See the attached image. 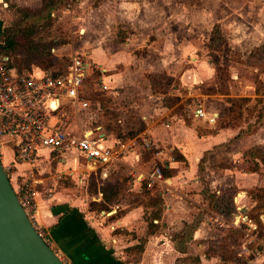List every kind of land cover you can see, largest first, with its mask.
<instances>
[{"label": "rangeland", "instance_id": "rangeland-1", "mask_svg": "<svg viewBox=\"0 0 264 264\" xmlns=\"http://www.w3.org/2000/svg\"><path fill=\"white\" fill-rule=\"evenodd\" d=\"M49 1L52 0H44V6L42 0L0 1V44L14 40L8 53L24 67L35 62V56L43 49L53 54L56 44L66 46L64 55L59 58L63 64L74 54L85 55L92 63L85 92L93 103L101 105L97 117L109 132L125 142L136 139L134 146L140 157L134 156L136 162L133 163L138 170L149 173L156 166L163 170L165 160L146 163L157 149L148 148L143 138L153 141L150 131L159 124L173 122L172 117H175L206 137L221 128L235 130L219 140L228 143L216 150L220 151L209 170L211 179L216 181L220 176L215 170V167L221 168L218 161L241 153L237 161L241 170L250 171L257 161L262 165L256 171V181L264 189V0H81L79 6L75 0H67L53 13L47 6ZM215 27L223 33L229 49L212 52L209 48ZM105 67L109 68L110 75L118 74L115 81L106 80L104 75L101 81L100 69ZM96 70L101 71L98 77L94 76ZM163 75L172 76L173 80ZM181 75H190V79L193 76L192 84L187 85ZM62 100L68 102L63 97ZM198 107L221 117L216 122L197 118L194 111ZM234 135L235 141L231 142ZM70 152L73 151H69L67 160L65 156L54 154L35 166H22V176L18 175L16 166L10 165L13 185L20 190L19 186L30 184L41 196L48 195L50 190H68L73 196L87 197L88 208L94 209L96 215L108 216L109 202L91 200L92 196H98L97 177L100 176H96L95 171L102 167H93L81 153ZM170 155L177 157V151ZM114 167L121 171L126 166L122 163ZM130 168L132 172L135 170ZM132 172H128L130 179L116 178V183L109 178L105 180L103 187L122 186L121 193L114 194L113 200H139L134 194L126 197L127 190L123 195L124 188L133 184ZM153 185L156 191L162 184ZM259 193L262 207L252 216L264 214V191ZM146 195L149 200L144 197V202L154 207L149 216L152 219L161 203H155L156 195ZM263 218L261 232L264 235ZM231 224L223 229V225L215 222L208 238L200 242L205 250L201 247L199 250L194 243L193 250L179 256L175 264H223L218 257H211L213 259L205 263L196 260L201 251H207L210 241L223 239L226 250L238 252L246 261L254 259L260 254L259 242H250L251 238L243 230L245 224L241 227ZM233 227L244 236L232 237ZM258 232V237L264 239L259 228ZM145 241L143 236L140 247L135 246L129 252H139ZM50 244L67 264H76L67 250L55 242Z\"/></svg>", "mask_w": 264, "mask_h": 264}, {"label": "crops", "instance_id": "crops-1", "mask_svg": "<svg viewBox=\"0 0 264 264\" xmlns=\"http://www.w3.org/2000/svg\"><path fill=\"white\" fill-rule=\"evenodd\" d=\"M52 1L54 3L53 13L62 2L67 0ZM75 2L76 6H79L81 0H75ZM41 5L44 6V0H42ZM65 48L66 46L62 44L54 45L52 49L54 56L61 58L64 55L63 51ZM116 58L114 57V59ZM31 69L42 68L33 65ZM100 70L102 71L101 81L103 75L105 79L107 78L106 80L111 82L117 79L115 75L118 74L110 75L109 68L105 67ZM189 77L190 75H181L180 78L187 85H190L194 77L191 76L192 79ZM197 77L200 76L197 75ZM93 106L97 107V109H93ZM100 108L101 105L98 102L93 103L90 115H81L79 119L86 124L89 120H92L90 122L101 124L106 136L105 144L111 146L123 139L109 132L107 127L99 121L97 116ZM172 120L174 121L167 124H159L150 131V138L153 140L151 141L153 143L151 149L156 148L157 150L146 163L165 160V166L171 172L169 177L165 176L166 180L160 183L162 185H159L156 191H154L155 185L152 186L149 181H147V185L144 183L149 173L141 172L133 163L136 162L134 156L140 157L136 146H133L118 162L95 166L97 168L102 167V170L98 171L97 169L95 171L96 176H100L97 177L99 182L98 196H92L91 200H96L97 202L104 201L102 187L105 185L107 178L115 183L117 182L116 178L119 180H124L126 177L130 179L128 177L129 170L132 172L130 167L135 168L132 172L134 178H131V180L133 179V184L124 188L123 195L127 190L126 197L134 194L139 197V200L133 202L129 200L127 202L126 199L122 198L114 200L110 204L108 203L110 206V210L106 212L108 216L96 215L97 212L94 209L90 210L88 208L90 204L88 198L83 195L73 196L68 190L61 189L50 190L51 192L48 195L41 196V192L35 190L37 202L36 220L38 226L45 231V239L49 243L51 241L55 242L60 248L67 250L75 258L74 262L76 264H175L179 256L188 254L193 250L192 245L194 243L198 245L199 250L200 247L201 250H205L204 244L200 242L208 238L214 228L213 225L215 226L216 219L220 220L219 223L221 225H223L224 219L225 225L223 227H227L231 223L233 225V222L238 221L242 215H247L256 222L251 217L258 204V200L253 197V189L256 186H261V184L256 181L258 172L241 170L238 167L237 161H240L242 154L233 153V156L228 157L226 161H218L221 168L217 169L215 167V170L220 175L219 180H212V176L209 173L210 168L214 164V159L220 151L216 150L219 146L228 143L227 141L219 140L226 133L235 132V130L221 128L217 132L210 134L211 136L206 137L204 134L196 133L195 129L184 120L175 117H172ZM235 138L236 135L230 141H235ZM160 146H165V148L159 149ZM175 149L181 153L184 160H176L170 155ZM234 150H237V148ZM69 151L81 153L77 149L52 151L48 148H42L39 151L38 160L32 166L37 165L39 161L52 158L54 154L65 156L64 158L67 160ZM1 152L3 153L1 156L3 164L16 166L19 169V176L20 174L21 176L23 175L20 171L22 166L31 165L16 161L13 150L6 145L1 147ZM73 152L70 153L72 154ZM84 157L86 158L85 155ZM223 160L225 159L223 158ZM122 163L126 166L124 169L121 171L115 169L114 166ZM209 163L211 164L209 165ZM216 184L218 185L217 187ZM116 187H114L115 190L121 193L122 186L116 185ZM228 190L234 192L232 194L237 207L232 221H229L223 214L213 210L210 206L209 198L205 196L207 192L209 194H220L219 196H221L229 192ZM148 193H151L153 197L159 195L162 198L159 209H155V211L160 212V218L153 217L151 219L149 217L154 207H150L147 203L149 197L146 194ZM144 197L147 200L145 202ZM125 200L126 202H124ZM119 212L122 213L118 215ZM102 213L103 211H101ZM201 213L203 215L202 219L194 232L193 239L187 244V251L180 252L172 240L173 232H179L186 222H192ZM262 217H264V214H262ZM151 220L156 224V228L154 232L150 233L149 222ZM143 236L146 237L143 248L139 252L130 253L131 249L140 244ZM201 252L199 257L201 262L205 263L213 259L207 258L205 251ZM195 254L199 253L195 252ZM249 264H264V254H257L254 259L250 260Z\"/></svg>", "mask_w": 264, "mask_h": 264}, {"label": "built area", "instance_id": "built-area-1", "mask_svg": "<svg viewBox=\"0 0 264 264\" xmlns=\"http://www.w3.org/2000/svg\"><path fill=\"white\" fill-rule=\"evenodd\" d=\"M91 66L85 55L78 53L70 58L67 70L62 73L51 69L19 72L11 65L10 57L0 53V158L4 145L13 150L16 161L28 164L36 163L42 148L52 151L77 149L95 167L118 162L132 149L136 139L130 143L119 140L114 145H106L101 124L89 121L86 124L79 119L92 111V100L84 89ZM62 97L68 102L64 103ZM194 115L209 122H216L218 117L216 112L209 113L203 107L196 108ZM143 140L148 148L153 147L150 139L144 137ZM4 167L9 173L11 166ZM147 179L151 184L166 180L159 166L149 172ZM14 188L29 218L44 237L45 231L36 220V191L27 184L19 186L20 190ZM242 224L246 225L243 230L251 238L250 242L258 241L259 253L264 254V239L258 237L257 223L247 215L233 222L234 226Z\"/></svg>", "mask_w": 264, "mask_h": 264}, {"label": "trees", "instance_id": "trees-1", "mask_svg": "<svg viewBox=\"0 0 264 264\" xmlns=\"http://www.w3.org/2000/svg\"><path fill=\"white\" fill-rule=\"evenodd\" d=\"M48 9L52 10L54 7V3L53 1H49L48 4ZM14 45V40L12 39H8L6 44L1 45L0 44V53L7 55L10 57L11 59V65L16 67V69L19 72H23L25 71L27 68L31 69L33 67V65H36L38 67H41L42 69H51L53 70L55 73H62L65 72L67 70L68 64L69 62L66 63H61V59L55 57L52 53H50L49 51H46V49H43L42 51H39L37 53V55L35 56V62H31L30 64H28L29 67H24L22 65H18L9 55L8 50L13 47ZM209 48L211 49L212 52H216V50H220L222 51L223 48L226 50L227 48L229 49V44L226 41L225 37L223 36V33L221 32V30L218 27H215L211 39H210V43H209ZM215 57L218 59L219 56L215 55ZM101 74L100 70H96L94 72V76L98 77V75ZM160 75H157V77ZM166 76L168 78L169 81L173 80L172 76H168V75H163ZM221 114H218V117L216 119V121L218 119H220ZM226 126V125H225ZM225 126H221V127H225ZM153 149V148H152ZM151 150V149H150ZM177 151V157H175L176 160H184V157L181 155V153L178 150H174L173 152ZM255 156V155H253ZM258 162V163H257ZM255 164V168L253 169H249L251 172H256L259 171L261 168V164L259 161H257ZM163 171H164V175L169 177L171 175V172L168 168H166V166H163ZM119 185V184H117ZM116 185H112L111 188L108 187H102V192L104 194V202H109L112 203L114 202V194H117L119 191L115 190ZM117 188V187H116ZM119 189V188H117ZM264 191L262 186H258L256 188L253 189V197L258 199V204L256 206L257 208H261V202H260V191ZM207 198H209V202H210V206L213 210H215L216 212L223 214L226 218H231L232 220L234 219L233 215L234 213L237 211V207L236 204L234 202V198H233V194L230 192H226L223 195L219 196L216 193H206ZM106 202V203H107ZM155 203H162V198L159 195L155 196ZM108 204V203H107ZM110 210V209H109ZM108 210V211H109ZM262 213L261 212L259 215H253L251 216L252 218H257L256 222L258 225V228L260 229V233L261 236L264 237V235L262 234ZM202 213L199 214L192 222H186L183 226V228L179 231L176 232L172 237V240L175 244V247L180 251V252H186L187 251V244L190 240L193 239L194 236V232L197 230L198 225L202 219ZM258 216V217H257ZM154 217L156 218H160V212L156 211ZM156 228V224L153 223V220H151V222H149V232H154ZM226 227H224L223 229H225ZM232 232V237H235V234L238 235H243V232H241L237 227H233L231 229ZM225 242L224 239L219 240V241H210V245L207 248V251L205 252L206 257L207 258H211V257H218L222 260L223 263H242V264H247L250 260H252V257L250 258V260L246 261L243 258L240 257L239 253L231 250L228 251L224 248ZM140 247V245H137ZM143 248V246H142ZM196 260H200L199 257L196 258Z\"/></svg>", "mask_w": 264, "mask_h": 264}, {"label": "water", "instance_id": "water-1", "mask_svg": "<svg viewBox=\"0 0 264 264\" xmlns=\"http://www.w3.org/2000/svg\"><path fill=\"white\" fill-rule=\"evenodd\" d=\"M0 264H67L29 218L1 158Z\"/></svg>", "mask_w": 264, "mask_h": 264}]
</instances>
